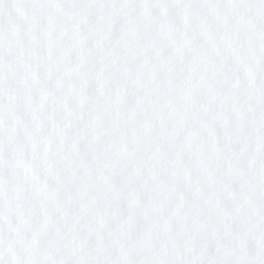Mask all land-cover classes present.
<instances>
[{
    "label": "snow or ice",
    "instance_id": "snow-or-ice-1",
    "mask_svg": "<svg viewBox=\"0 0 264 264\" xmlns=\"http://www.w3.org/2000/svg\"><path fill=\"white\" fill-rule=\"evenodd\" d=\"M0 264H264V0H0Z\"/></svg>",
    "mask_w": 264,
    "mask_h": 264
}]
</instances>
